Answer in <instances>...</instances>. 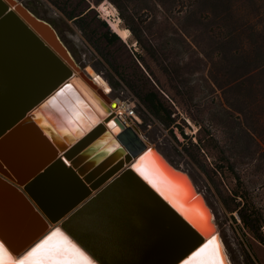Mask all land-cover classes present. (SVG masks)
<instances>
[{
  "label": "rangeland",
  "instance_id": "1",
  "mask_svg": "<svg viewBox=\"0 0 264 264\" xmlns=\"http://www.w3.org/2000/svg\"><path fill=\"white\" fill-rule=\"evenodd\" d=\"M17 1L54 24L80 68L90 67L109 85L106 96L110 101L102 98L104 102L108 106L111 101L131 103L139 121L127 117V125L134 126L144 141L190 175L212 210L231 264H264V230L258 227L252 231L240 218L243 208L252 209L260 216V226L264 225V78L238 65L233 53L225 58L216 52L209 56L202 54L196 43L181 37L164 22L153 3L133 6L139 28L147 32L144 35L157 43L161 51L159 59L145 56V61L153 79L158 81L159 88H155L161 89L163 101L174 111V125L165 128L114 71L116 67L125 71L134 83L145 88L135 80L137 61L128 48L136 51L138 48L130 31L124 40L120 37L128 47L108 48L99 42L93 46L72 21H63L64 15L50 0ZM105 1L119 18L117 8L109 0L98 6ZM98 6L95 11L105 20ZM168 13L176 23L189 26L197 23L195 19L180 17L182 13L175 10ZM119 20V26L123 27ZM203 43L199 45L204 48ZM53 53L10 16L0 21V123L6 111L13 116L19 103L27 99L37 84L50 81L54 63L61 61ZM175 125L182 126L189 137L183 138ZM33 141L25 138L22 127L13 131L5 144L9 156L31 157ZM115 160L108 168L119 169L114 174L127 165L123 153ZM93 165L84 171L86 175L94 176L91 174L97 169ZM46 187L50 194L69 196L60 181L51 180ZM7 204L0 194V212L6 211L0 224L12 235L19 227L12 220L11 211L5 209ZM78 212L75 217L79 231L87 234L98 256L107 264L163 262L171 248L179 245L186 235V229L127 173L98 190Z\"/></svg>",
  "mask_w": 264,
  "mask_h": 264
},
{
  "label": "trees",
  "instance_id": "2",
  "mask_svg": "<svg viewBox=\"0 0 264 264\" xmlns=\"http://www.w3.org/2000/svg\"><path fill=\"white\" fill-rule=\"evenodd\" d=\"M50 1L64 15L63 21H72L93 46L99 42L108 48L128 47V44L122 42L120 36L110 28L109 23L95 11V7L103 0ZM109 1L117 8L123 27L130 31L137 44V51L128 49L137 61L135 80L144 84L145 88L134 83L132 76L130 78L125 71L118 70L116 66H114L116 67L114 71L120 80L134 91L148 112L165 128L174 125L175 119L172 116L174 111L163 101L161 89L155 88H159L158 81L153 79L152 72L145 61V56L154 60L159 59L161 51L157 43L150 41L144 35H147V32L139 28L136 11H132L133 6L153 3L159 8L164 22L173 26V30L175 28L176 33L181 37L191 39L196 43L202 54L209 56L216 52V55L225 58L229 53H233L238 65L246 68L248 73L254 72L264 78V0ZM167 10L182 13L180 17L195 19L197 23L191 26L176 23ZM49 23L55 28L53 23ZM98 27L101 29L99 28L97 32ZM201 41L205 43L204 48L199 45ZM137 63H140L142 67H139ZM175 127L179 129L183 138L189 137L182 126L175 125ZM171 133L176 137L173 131ZM240 218L252 231L261 225L260 216L252 209L243 208Z\"/></svg>",
  "mask_w": 264,
  "mask_h": 264
},
{
  "label": "water",
  "instance_id": "3",
  "mask_svg": "<svg viewBox=\"0 0 264 264\" xmlns=\"http://www.w3.org/2000/svg\"><path fill=\"white\" fill-rule=\"evenodd\" d=\"M7 16H10L11 19L19 23L24 29L29 31L39 42H43L45 47L50 48L59 58L60 62L57 63L53 71L52 80L46 88L32 89L27 94V99L19 103V107L16 109V114L13 115L12 121L8 122L5 126L0 128V135L6 130L10 129L12 126L17 124L23 117L29 112L36 110L37 105L40 102L48 101L49 97L53 94V91L57 87H61L68 83L66 80L71 75L72 71H76L80 76L91 86L96 88L94 81L86 74L85 70H82L80 66L76 63L72 57L69 49L60 39L56 29L46 20L36 16L29 8H27L22 3L17 0H0V19H3ZM53 75L55 77H53ZM42 90V91H41ZM97 92L102 96L106 101L110 99L101 91L96 88ZM34 112V111H33ZM34 113H32L33 115ZM114 125L112 126V131L115 129V125L119 126L120 130L116 134V138L120 145L122 146L123 155H126L127 165H134L141 156L146 152L151 150L152 155L144 162L148 167L152 166L154 162L156 167L163 173L165 182H170L171 185L175 187L172 189L171 194L176 199V203L179 206L173 207L171 203L166 202V200L148 183L144 178L139 176L133 169L126 165L124 169H121L118 175H113V177L108 180L106 184L102 185L98 190L109 184L115 178L123 173H127L136 178V181L140 183L163 207L168 211L171 217L178 221L185 229L186 235L180 241L179 245H176L171 248L169 256L163 262H157L156 264H180V261L186 258V255L190 254L192 250L196 247H199L200 244L207 242L213 236L216 238L215 246L219 247V253L222 264H231L228 256L222 248V245L219 240V232L217 231L216 224L214 222V216L210 206L208 205L204 195L198 191L194 182L192 181L190 175L181 170L180 168L175 167L172 163L166 159V157L154 146L148 144L144 141L138 134L134 126H124L121 121L114 116L113 118ZM134 147L130 150L129 145ZM2 175L7 178V176L2 172ZM4 186V185H3ZM97 188H92L96 190ZM97 190V191H98ZM96 191V192H97ZM0 192L10 195L9 191L6 189V186L0 187ZM80 200H77L76 204ZM75 202L71 203L65 210V213L73 209L76 205ZM18 206V205H17ZM19 207V206H18ZM22 211V207H19ZM34 208H36L34 206ZM183 212H187L190 216L196 217L197 215H203L206 217V226L203 232L198 229H194L191 225L188 224V221L185 219ZM55 223H60L61 229H63L68 235L69 239L73 243H76L78 247H81L82 250L86 251V254L94 255L97 259L102 260L96 253H94L90 247L84 245L83 242L76 237L69 229L65 230L62 225L63 222H59V219H50L47 222L39 224L35 233L38 234L34 238H21L19 245H12L11 242H8L0 232V243H4L5 248L9 250V254L15 260L19 258L20 255H23L30 247L35 243L39 242L45 235L50 231L55 229ZM34 233V234H35ZM31 237V236H30ZM15 257V258H14ZM105 264V263H104Z\"/></svg>",
  "mask_w": 264,
  "mask_h": 264
},
{
  "label": "bare ground",
  "instance_id": "4",
  "mask_svg": "<svg viewBox=\"0 0 264 264\" xmlns=\"http://www.w3.org/2000/svg\"><path fill=\"white\" fill-rule=\"evenodd\" d=\"M98 10L102 13L104 17H107L109 19L111 29L115 31L124 40L128 36L129 30L127 28L119 26L120 20L118 17L113 15L114 8L112 7V5L110 6L106 4V1L102 2L98 6ZM112 15H113V19L109 18ZM53 55L57 56L54 53ZM53 71L54 69L50 73L52 74ZM85 71L88 73L92 81L94 80L96 82V84L93 82L96 88H98L101 91V93L106 95V93L109 92V88H108L109 85L99 75L94 73L90 67H87ZM53 77L55 76L53 75ZM51 80L52 77L50 78V81ZM66 82H68L67 85L69 87L68 88L62 87L61 89H63V91L61 92L60 89L57 92L60 93V95H57L56 93L55 96L51 97L48 101H46V103L41 107L40 110L34 112L33 118L39 125H41L47 137L51 139L52 142H54L60 149H62L63 147H65V145H67L66 143H64L65 141L68 143L73 142L79 137H81L83 134L88 132L97 123L104 122L105 124L104 126L107 129V133L103 135L100 139L92 143L91 146L89 145L90 147H88L85 152L78 155L75 158V161H73L74 164H76L80 160L85 159L84 163L81 164L83 168L90 167L94 163H97V165L95 164L96 165L95 167L97 169H101L102 167H105V165L112 162L121 153H123L120 147H118V149L116 148V145L119 146V143L117 142L116 139L115 142L112 141L111 136L115 137L117 133H114V131L117 129L120 130L119 126L115 125V129L112 131V126L115 124L113 121L114 116H116L121 121V123H123L124 126H132V125H127L128 124L126 119L127 117H123L122 115L125 104L119 101H118L119 103H115L114 101H111L108 106L102 99V96H100V94L97 92L96 88L91 87L76 71H72L71 75L66 80ZM113 112L115 113L113 114ZM136 120L139 121V118L137 116H136ZM107 153H110V155H107ZM67 163H71V162L67 161ZM127 166L131 167L133 171L139 174L133 168V165L132 166L127 165ZM113 170L114 169H112V171ZM119 172L120 171H118L114 175H118ZM139 176L141 175L139 174ZM132 177L136 179L134 176ZM4 184L5 181L0 180V187H4L3 186ZM5 186L6 189L9 188L7 190L10 193H12L11 194L12 199L9 200L7 194H3V192H0V194L5 197L6 201L9 204V205L7 204V206L5 205L6 210L9 209V211H11L12 213V211H14L12 207L15 206H11V204L17 202L18 205L22 207L23 213L31 217L32 218L31 221H34L37 226L41 224V222L45 223L44 221H41L37 209L34 208V206L28 201V199L24 195H22L20 192L19 193L14 192L15 189L9 187L7 184ZM88 194H86V196L83 197L84 199L79 201L77 204L76 201L75 202L76 205L74 206V208L66 212V214L69 216L68 219H70L72 216L73 217L76 216V212L79 211V209H81L82 204H84L83 202L89 200L92 197V196L89 197ZM166 202L169 201L166 200ZM15 209L16 212H19L20 210L19 207ZM1 212L3 215L4 214L6 215V211H1ZM11 218L13 221H15L14 219H17V216L11 215ZM68 219L65 220V223L67 222ZM74 226L76 230H72L70 227H68V229L73 234H75L76 237L80 239L84 245L90 247L91 250L98 255L99 252H97L96 249H94L93 245L89 242L91 241V239L90 238L88 239L87 235L81 231L80 234L77 233V230H79L78 229L79 224L75 222ZM54 227L61 228L60 223H55ZM61 230L64 231L63 229ZM0 232L3 238H5L8 242H11L10 241L11 236L4 230L2 225H0ZM37 234L38 233L36 232L31 237L30 236L27 237L24 236V237L26 238V240H28L29 238H34ZM219 240L223 248L224 246L222 244L220 236H219ZM213 247H216L215 244L213 245ZM104 263L107 264L105 261Z\"/></svg>",
  "mask_w": 264,
  "mask_h": 264
},
{
  "label": "crops",
  "instance_id": "5",
  "mask_svg": "<svg viewBox=\"0 0 264 264\" xmlns=\"http://www.w3.org/2000/svg\"><path fill=\"white\" fill-rule=\"evenodd\" d=\"M94 83L96 84L95 81ZM67 84L68 83L65 85ZM62 87L63 86L57 87L49 99L55 96ZM45 103V101L40 102L36 110L33 111L40 110ZM33 111L31 114L28 112L17 124L10 129H6L0 135V180L5 181L4 186L7 184L9 187L15 189V191L13 190L14 192H20L28 199V201L36 207L41 221L47 222V220L50 219H59L60 222L65 223V220L69 218L67 214H64L66 208L77 200H83V197L91 192L93 188L91 183H88L89 180H86V173L80 170L81 165L79 166L78 163L74 164L73 161L78 155L85 152L92 143L105 135L107 129L104 126V122H99L75 141L68 143L63 140L67 145L60 149L47 137L41 125L34 120L32 115V113H34ZM4 118L5 117L2 118L1 122H3ZM12 119L13 116L10 115L8 122L12 121ZM20 127H22V132L26 139L30 137L35 141H33V155L31 157H16L13 154L9 156L8 147L5 145L6 139L13 131ZM115 139L117 140L116 136H111L112 141L115 142ZM118 147L122 148L120 143L119 146L116 145L117 149ZM4 149L6 150L4 151ZM7 159H9L11 163ZM67 161L71 163H67ZM2 172L7 178L2 175ZM51 180H57L63 183L66 191L65 195L69 196L66 197L60 194L53 195L48 193L46 185L50 183ZM95 193L96 192L88 194V196L91 197ZM11 194L12 193H10V195L7 194L9 200L12 199ZM17 205V202L11 204V206H15L12 207L14 210L12 211V216H17L14 222H16L19 227L10 235V241L14 245H19L21 238L24 236H32L37 227L36 223L31 221L32 218L23 213V211H15V208L19 206ZM4 215L0 212L1 221L4 219ZM69 227L72 230H76L74 222H72ZM77 233L80 234V231L77 230ZM89 242L91 243V241Z\"/></svg>",
  "mask_w": 264,
  "mask_h": 264
},
{
  "label": "snow or ice",
  "instance_id": "6",
  "mask_svg": "<svg viewBox=\"0 0 264 264\" xmlns=\"http://www.w3.org/2000/svg\"><path fill=\"white\" fill-rule=\"evenodd\" d=\"M65 85L64 88H68ZM63 89H61V92ZM60 95V93H57ZM130 150L134 147L129 145ZM152 155L151 150L146 152L137 160L133 168L158 192L160 193L173 207L179 206L176 199L171 194L172 189L175 187L170 182H165L163 173L152 163L148 167L144 162ZM79 215V212L76 213ZM185 219L192 228L204 231L206 226V217L197 215L196 217L190 216L187 212L182 211ZM75 216L68 219L62 227L68 230L69 225ZM216 238L213 236L207 242L200 244L186 255V258L180 261V264H222L219 247H213ZM0 264H104L103 260L97 259L94 255L86 254L85 250L78 247L65 235V231L61 228H55L45 235L39 242L35 243L27 251L20 255L19 258L13 259L9 254V250L5 248L4 243H0Z\"/></svg>",
  "mask_w": 264,
  "mask_h": 264
},
{
  "label": "flooded vegetation",
  "instance_id": "7",
  "mask_svg": "<svg viewBox=\"0 0 264 264\" xmlns=\"http://www.w3.org/2000/svg\"><path fill=\"white\" fill-rule=\"evenodd\" d=\"M1 20H3V17L0 19V21ZM35 37V36H34ZM55 66H56V62L54 63V65H53V67H52V70L53 69H55ZM51 70V71H52ZM51 75V74H50ZM50 83V81L48 82H44V84L43 85H40L39 86V84H37V87L35 88V89H37V90H40L39 88L41 87V88H46L47 86H48V84ZM42 91V90H41ZM14 114H16V112L14 113ZM13 114V115H14ZM3 117H5L4 119H3V122H1L0 123V128H2L3 126H5L7 123H8V119L10 118V114H8V111H6L5 112V115L3 116ZM107 155H110V153H107ZM120 156V155H119ZM7 160H9V159H7ZM74 161H75V159H74ZM117 160H113V163L112 162H110V165L106 168V169H104V170H102L101 172H98L97 174H96V171H98L99 169H97L96 167H95V169H97L96 171H93V173L91 174V175H94L93 177L92 176H88V175H86V179H88L89 181H88V183H91V186L93 187V188H97V187H99L100 185H103V183L105 182V181H107V179H109V177L111 176V175H113L114 174V172L115 171H117V170H119V169H117V170H115V171H113L112 172V170L111 171H109V167H112V165L116 162ZM9 162L11 163V161L9 160ZM82 164V162H78V165L80 166ZM93 166H95V165H93ZM92 167V166H91ZM88 168H90V167H87V168H83L82 166L80 167V170L82 171V172H84L85 170H87ZM108 169V170H107ZM107 170V171H106ZM96 174V175H95ZM91 177V178H90ZM89 200H87V201H85V202H83L84 204L85 203H87ZM67 204V203H66ZM84 204H82V206L84 205ZM81 206V207H82ZM73 217V216H72ZM71 217V218H72ZM72 222H74V224H75V222L77 223V224H79V222H78V219L77 218H75L74 220H72Z\"/></svg>",
  "mask_w": 264,
  "mask_h": 264
},
{
  "label": "built area",
  "instance_id": "8",
  "mask_svg": "<svg viewBox=\"0 0 264 264\" xmlns=\"http://www.w3.org/2000/svg\"><path fill=\"white\" fill-rule=\"evenodd\" d=\"M104 18L109 23V21H108L109 19L107 17H104ZM121 103H123V102H121ZM124 104H125V106H124L123 113H122L123 117H131V118L136 120L137 115L135 114V109H134L133 105L131 103H124ZM136 121H138V120H136ZM260 230H264V225L260 226ZM263 235H264V231H263Z\"/></svg>",
  "mask_w": 264,
  "mask_h": 264
}]
</instances>
